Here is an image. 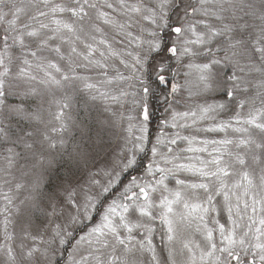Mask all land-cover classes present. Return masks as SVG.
I'll return each instance as SVG.
<instances>
[{"label": "snow or ice", "instance_id": "6c2138e0", "mask_svg": "<svg viewBox=\"0 0 264 264\" xmlns=\"http://www.w3.org/2000/svg\"><path fill=\"white\" fill-rule=\"evenodd\" d=\"M0 264H264V0H0Z\"/></svg>", "mask_w": 264, "mask_h": 264}]
</instances>
